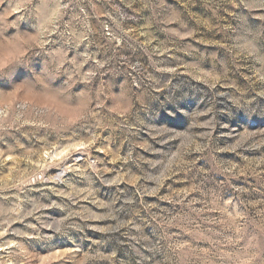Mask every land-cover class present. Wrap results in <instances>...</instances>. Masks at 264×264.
<instances>
[{
  "label": "rangeland",
  "instance_id": "1",
  "mask_svg": "<svg viewBox=\"0 0 264 264\" xmlns=\"http://www.w3.org/2000/svg\"><path fill=\"white\" fill-rule=\"evenodd\" d=\"M0 264H264V0H0Z\"/></svg>",
  "mask_w": 264,
  "mask_h": 264
},
{
  "label": "snow or ice",
  "instance_id": "2",
  "mask_svg": "<svg viewBox=\"0 0 264 264\" xmlns=\"http://www.w3.org/2000/svg\"><path fill=\"white\" fill-rule=\"evenodd\" d=\"M81 147H84L83 145H81Z\"/></svg>",
  "mask_w": 264,
  "mask_h": 264
}]
</instances>
